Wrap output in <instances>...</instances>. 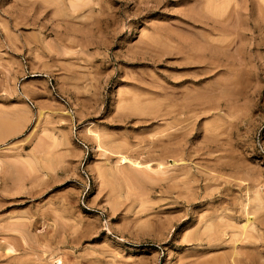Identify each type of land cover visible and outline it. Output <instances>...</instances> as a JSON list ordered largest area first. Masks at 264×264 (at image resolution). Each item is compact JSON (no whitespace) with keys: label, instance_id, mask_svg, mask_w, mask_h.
Here are the masks:
<instances>
[{"label":"rangeland","instance_id":"obj_1","mask_svg":"<svg viewBox=\"0 0 264 264\" xmlns=\"http://www.w3.org/2000/svg\"><path fill=\"white\" fill-rule=\"evenodd\" d=\"M242 1L0 0V264H264Z\"/></svg>","mask_w":264,"mask_h":264},{"label":"bare ground","instance_id":"obj_2","mask_svg":"<svg viewBox=\"0 0 264 264\" xmlns=\"http://www.w3.org/2000/svg\"><path fill=\"white\" fill-rule=\"evenodd\" d=\"M212 1H213V0H212ZM240 1H241V0H240ZM245 1H246V0H245ZM245 1H242V2L247 3V2H245ZM199 3H200V2H199ZM230 3H231V2H230ZM244 3H242L240 6H242ZM217 4H218V3H217ZM258 4H259V3H258ZM211 5H212V4H211ZM213 5H214V4H213ZM245 5H247V4H245ZM214 6H215V5H214ZM255 6H256V5H255ZM261 6H262V5H261ZM210 7H211V6H210ZM216 7H218V6H216ZM222 7H223V6H221V8H222ZM231 7H232V6H231ZM235 7H238V6H235ZM245 8H246V6H245ZM261 8H262V7H261ZM225 9H226V8H225ZM235 9H236V8H235ZM246 9H247V8H246ZM246 9H245V10H246ZM212 10H213V9H212ZM222 10H223V9H222ZM222 10H221V11H222ZM252 10H253V9H252ZM261 10H262V9H261ZM227 11H228V9H227ZM236 11H237V10H236ZM241 11H242V10H241ZM243 11H244V10H243ZM246 11L248 12V10H246ZM256 11H257V10H256ZM242 13H243V12H242ZM250 13H251V12H250ZM244 14H245V13H244ZM244 14H243V15H244ZM251 14H253V13H251ZM226 15H227V14H226ZM239 15H240V14H239ZM246 15H248V14H246ZM241 16H242V14H241ZM230 17H231V16H230ZM262 17H263V16H262ZM234 18H235V17H234ZM255 19H256V18H255ZM229 20H230V19H229ZM236 20H237V17H236ZM241 20H243V19H241ZM241 20H240V21H241ZM224 21H225V20H224ZM244 21H245V20H244ZM224 24H225V22H224ZM229 24H230V22H229ZM235 24H237V23H235ZM243 24H244V23H243ZM225 25H226V24H225ZM234 26H235V25H234ZM234 26H233V28H234ZM242 27H243V26H242ZM245 27H246V26H245ZM227 28H228V27H227ZM246 28H247V27H246ZM239 30H240V28H239ZM235 32H237V31H235ZM230 33H231V32H230ZM237 34H238V33H237ZM228 35H229V34H228ZM231 35H232V34H231ZM224 37H225V36H224ZM238 37H239V36H238ZM239 38H240V37H239ZM239 38H238V39H239ZM238 39H237V40H238ZM243 40H244V39H243ZM221 41H222V40H221ZM214 42H216V41H214ZM224 42H225V41H224ZM232 42H233V41H232ZM243 42H244V41H243ZM199 43H200V42H199ZM201 43H202V42H201ZM208 43H209V42H208ZM208 43H207V44H208ZM217 43H218V42H217ZM240 43H241V42H240ZM150 44H151V43H150ZM211 45H212V44H211ZM221 45H222V44H221ZM228 45H229V44H228ZM231 45H232V44H231ZM213 46H214V45H213ZM218 46H219V44H218ZM229 46H230V45H229ZM210 47H211V46H210ZM216 47H217V46H216ZM172 48H173V47H172ZM227 48H228V47H226V49H227ZM198 49H199V48H198ZM218 49H219V48H218ZM204 50H205V49H204ZM211 50H212V49H211ZM211 50H210V51H211ZM236 50H237V49H236ZM185 51H186V50H185ZM216 51H217V49H216ZM226 51H227V50H226ZM237 51H238V50H237ZM198 52H199V51H198ZM213 52H214V51H213ZM169 53H170V52H169ZM184 53H185V52H184ZM158 54H159V53H158ZM181 54H182V53H181ZM211 54H212V53H211ZM219 54H220V53H219ZM184 55H185V54H184ZM195 56H196V55H195ZM190 57H191V56H190ZM192 58H193V57H192ZM201 58H202V57H200V59H201ZM203 59H204V58H203ZM203 59H202V60H203ZM198 60H199V59H198ZM215 60H216V59H215ZM211 62H212V61H211ZM215 62H216V61H215ZM203 64H204V62H203ZM210 66H211V65H210ZM178 76H179V75H178ZM227 85H228V84H227ZM154 87H155V86H154ZM204 89H205V88H204ZM215 93H216V92H215ZM196 98H197V97H196ZM201 98H203V97H201ZM182 100H183V99H182ZM190 100H191V99H190ZM190 100H189V101H190ZM203 100H205V99H203ZM203 100H202V101H203ZM156 101H157V100H156ZM187 101H188V100H187ZM187 101H186V103H187ZM198 101H199V100H198ZM207 101H208V100H207ZM218 102H219V101H218ZM201 104H202V102H201ZM185 106H186V105H185ZM188 106H189V105H188ZM218 106H219V105H218ZM188 108H189V107H188ZM184 109H185V108H184ZM180 110H181V109H180ZM188 111H189V110H188ZM178 112H179V111H178ZM167 113H169V112H167ZM188 114H189V113H188ZM140 115H141V114H140ZM168 115H169V114H168ZM8 249H9V248H8Z\"/></svg>","mask_w":264,"mask_h":264}]
</instances>
